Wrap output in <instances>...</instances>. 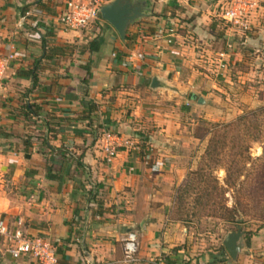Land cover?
Segmentation results:
<instances>
[{
    "label": "crops",
    "instance_id": "0c3cea01",
    "mask_svg": "<svg viewBox=\"0 0 264 264\" xmlns=\"http://www.w3.org/2000/svg\"><path fill=\"white\" fill-rule=\"evenodd\" d=\"M36 1L0 0V54L15 55L0 89V128L12 134L0 139V218L10 229L20 227L28 236L52 242L59 264H127L122 240L128 231H135L139 242L132 264H180L182 251L171 249L181 243L184 230L168 219L169 189L163 179L168 175L163 169L178 161L160 150L166 146L168 151L166 143L176 144L182 131L168 117L173 112L178 119L177 111L169 110L171 105L164 109V101L185 94L190 102L183 105L189 106L202 97L192 83L194 43L185 41L194 36L190 27L202 32L201 25L216 16L223 0H147V15L127 29L128 44L100 20L99 51L63 54L49 48L83 46L91 37L57 24L66 0H41L44 8ZM24 7L34 13L19 28L16 21ZM178 16L187 17L181 33L174 27ZM260 17H250L251 23L263 24ZM36 34L47 40V53ZM254 35L246 42L263 46L264 26ZM36 63L38 81L31 88L30 78L20 73ZM190 73L194 80L188 79ZM154 76L167 87L151 89ZM25 100L41 105V119L24 118ZM83 101H90L94 111L86 113ZM153 103L161 106L150 107ZM45 121L52 128L47 134ZM150 128L164 142L154 131L149 134ZM103 130H113L134 147H120L107 164L99 140ZM25 134L31 141L27 151ZM5 248L0 239V264H36L28 256L13 258Z\"/></svg>",
    "mask_w": 264,
    "mask_h": 264
},
{
    "label": "rangeland",
    "instance_id": "374dc122",
    "mask_svg": "<svg viewBox=\"0 0 264 264\" xmlns=\"http://www.w3.org/2000/svg\"><path fill=\"white\" fill-rule=\"evenodd\" d=\"M242 1L253 3L246 13L247 30L222 18L232 0L220 2L216 16L201 25L202 32L189 28L194 36L185 42L194 43L196 53L191 55H196L192 83L205 105L198 107L196 100L183 105L188 100L185 94L164 101V109L171 105L169 110L177 111L178 119L173 112L168 117L180 123L182 131L176 144L166 143L168 151L162 145L160 150L175 154L178 161L163 169L168 173L163 179L169 189L168 219L184 230L181 243L171 249L182 251L180 264H264V45L245 40L256 37L258 26H264L250 18L264 16V0ZM100 20L87 26L84 34L91 39L99 36ZM178 20L174 27L179 33L186 31L187 17ZM215 21L212 36L208 27ZM190 75L188 79L194 80ZM152 131L158 136L156 128L147 132ZM158 138L164 142L165 137ZM210 142L212 156L207 153ZM237 226L244 232V249L233 261L222 242Z\"/></svg>",
    "mask_w": 264,
    "mask_h": 264
},
{
    "label": "built area",
    "instance_id": "2783aa9c",
    "mask_svg": "<svg viewBox=\"0 0 264 264\" xmlns=\"http://www.w3.org/2000/svg\"><path fill=\"white\" fill-rule=\"evenodd\" d=\"M109 1L111 0H66L63 8L56 16V22L65 31H83L87 26L99 19V7ZM252 5L253 3H247L242 0H232L231 7L225 10L222 18L231 26H239L243 30H247L249 24L245 18L249 7ZM33 13L34 10L31 9L20 12L16 21L17 27H23ZM35 37L40 38V35L36 34ZM220 55L222 56L223 54L221 53ZM14 58L13 52L7 55L0 54V89L9 64ZM99 140L107 164L112 161L120 147H134L131 142L121 139L113 130H103ZM0 239L5 243L6 252L13 258L28 256L36 264H59L57 252L52 242L40 236H28L20 227L10 229L1 218ZM138 250L137 233L128 231L122 240V261L127 264L136 262Z\"/></svg>",
    "mask_w": 264,
    "mask_h": 264
},
{
    "label": "water",
    "instance_id": "95a60500",
    "mask_svg": "<svg viewBox=\"0 0 264 264\" xmlns=\"http://www.w3.org/2000/svg\"><path fill=\"white\" fill-rule=\"evenodd\" d=\"M147 0H111L99 7L100 18L114 28L121 41L126 40L129 25L147 15ZM165 82L154 76L150 88L155 90L166 88ZM197 104L204 105L203 97L197 99ZM223 246L231 259L236 261L244 249V232L240 226L235 231L228 232L223 239Z\"/></svg>",
    "mask_w": 264,
    "mask_h": 264
},
{
    "label": "trees",
    "instance_id": "16d2710c",
    "mask_svg": "<svg viewBox=\"0 0 264 264\" xmlns=\"http://www.w3.org/2000/svg\"><path fill=\"white\" fill-rule=\"evenodd\" d=\"M36 5H40V8L43 7V3H41V0H38L36 1ZM42 6V7H41ZM44 8V7H43ZM25 9H27L26 7H24L20 12H23ZM172 9V8H171ZM174 9H176L179 13H184L185 10L184 8L182 7H179V6H175ZM100 17V16H99ZM195 16H191L188 18L189 21H191ZM217 26V23L216 21L213 22L212 24H210V28L209 31H210V35H216L213 30H215ZM36 29V28H35ZM27 31V30H26ZM32 31V30H31ZM27 33L30 34L29 30L27 31ZM34 34V30H33V33ZM217 35H221L219 33H217ZM128 41H129V37H126V43L128 44ZM39 42L42 46V49H43V52L44 53H47V40L45 39V37H43L42 35L40 36L39 38ZM103 43V40L101 37L99 36H96L95 38H93L92 40H90L87 44L83 45V46H80L78 47L77 45H74V44H66L67 46L65 48L63 47H59V46H54L52 48H49V51L53 54H63L64 52H68L71 50H74V49H78L80 52H83L84 50L87 49V51L89 52H97L99 51L101 45ZM78 47V48H77ZM43 55H46V54H43ZM43 57V56H42ZM37 67H38V64L36 63L35 66H32L30 69H28L27 71H24L23 74L20 73V75H24V76H27L28 78H30L31 80V88H33L34 86H36L37 84V73H36V70H37ZM87 71L89 73V68H87ZM31 91V89H27L26 92L24 93V95H27L29 92ZM82 105L84 107V111L88 114H90L92 111H94L95 109V106L89 101H83L82 102ZM21 111H22V115L24 116L25 119L27 120H30L32 118H36V119H41L40 118V111H41V105L40 104H36V103H32L28 100H25L22 104H21ZM89 117L88 115L87 116H84L83 119H89L87 118ZM241 118H245V116H241L239 119ZM44 124V133H49L51 131V123L50 122H43ZM12 137V134L3 129V128H0V139L1 138H10ZM47 137H42V141L43 143L47 142ZM211 142L213 144V142H215V138H212L211 139ZM211 142H210V145H209V148L207 150V153L210 154V156H212L211 154L212 151L210 150L211 148ZM22 144H23V150L24 151H27V149L31 146V141H30V138H29V135H24L23 139H22ZM169 264V263H168Z\"/></svg>",
    "mask_w": 264,
    "mask_h": 264
}]
</instances>
